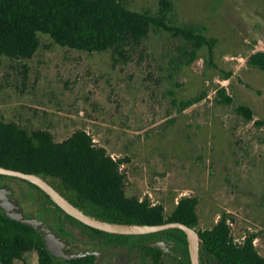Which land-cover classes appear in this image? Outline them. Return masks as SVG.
I'll return each mask as SVG.
<instances>
[{"label":"rangeland","instance_id":"374dc122","mask_svg":"<svg viewBox=\"0 0 264 264\" xmlns=\"http://www.w3.org/2000/svg\"><path fill=\"white\" fill-rule=\"evenodd\" d=\"M121 1L152 13L159 2ZM170 1L169 23L203 27L216 39L211 51L204 46L187 62L189 46L156 29L124 58L112 49L63 47L38 33L30 58L2 57L0 121L28 133L48 131L55 142L84 130L121 161L126 196L161 204L166 217L182 197H195L197 231L226 216L233 241L253 236L264 257V72L247 64L251 53L264 51V0ZM221 88L231 104L219 102ZM195 96L202 99L178 110L179 100ZM237 105L249 107L252 120L237 114ZM0 183L18 199L25 195V212L51 219L45 200L26 182L0 177ZM69 225L84 241L75 242V250L94 241L89 229ZM11 264L42 263L34 250Z\"/></svg>","mask_w":264,"mask_h":264},{"label":"trees","instance_id":"16d2710c","mask_svg":"<svg viewBox=\"0 0 264 264\" xmlns=\"http://www.w3.org/2000/svg\"><path fill=\"white\" fill-rule=\"evenodd\" d=\"M172 8L170 0H159L154 13L130 10L121 0H0V68L2 57L30 58L39 47L38 33L49 35L63 47L88 52L112 49L124 58L125 53L141 44L151 29H156L182 39L189 46L190 50L184 51L189 56L187 62L204 46L211 51L216 39L206 37L203 27L169 23ZM247 64L264 72V51L251 53ZM218 96L220 103H232L224 88L218 91ZM201 99L202 96L181 99L178 110ZM235 111L246 121L253 118L252 110L245 105H237ZM120 162L112 160L103 147L94 145L84 130H76L61 142H55L48 131L28 133L14 122L0 121V166L56 178L55 186L72 203L85 210L91 208L89 211L103 220L151 225L179 221L195 228L198 220L195 197H182L166 217L161 204L125 195ZM86 228L104 236L131 237ZM162 234L182 240L185 259L181 264H189L184 233L170 229ZM199 235L203 249L218 259L219 264H264V257L253 245V236L241 243L233 241L226 216ZM34 250L42 264H54L55 258L46 251L33 228L0 214V263L22 260L25 253ZM68 262L93 264V257Z\"/></svg>","mask_w":264,"mask_h":264},{"label":"water","instance_id":"95a60500","mask_svg":"<svg viewBox=\"0 0 264 264\" xmlns=\"http://www.w3.org/2000/svg\"><path fill=\"white\" fill-rule=\"evenodd\" d=\"M0 177L18 179L27 184L29 183L36 186L56 207L61 210L62 215H67L87 227L105 233L139 236L170 229H179L186 237L189 264H201L199 250L202 246V240L200 235L195 228L182 222L171 221L152 225L111 222L103 220L92 214L89 210H85L72 203L64 195V191L55 186L53 180L57 181L56 178L43 175L42 173H25L15 169L5 168L3 166H0ZM14 194V190L9 185L0 183V214L33 228L40 236L46 251L54 257L55 260L61 259L66 261L92 254L95 256L94 264H98L97 251L91 249L75 251V249L70 247L71 242L68 237L56 232L54 227L50 225L48 221L44 218H37L24 211L21 203L26 198L25 195H23L21 199H18ZM148 245L151 247H158L162 251H165L164 242L162 241L155 240Z\"/></svg>","mask_w":264,"mask_h":264},{"label":"flooded vegetation","instance_id":"af4514ba","mask_svg":"<svg viewBox=\"0 0 264 264\" xmlns=\"http://www.w3.org/2000/svg\"><path fill=\"white\" fill-rule=\"evenodd\" d=\"M33 189L39 193L43 200H45L47 212L50 213L49 216L51 218L48 223L54 227L56 232L69 237V241L71 242L70 247L73 249L75 248V242L84 244V241L78 240L73 235L69 225L70 222L81 223L68 217L67 215H62L61 210L50 202V200L42 194L43 192H39V190L34 187ZM44 219L46 220V218ZM81 225L84 228L87 227L83 224ZM162 232L163 231L139 236H131V238L126 239H118L115 237L104 236L101 233H94V241L86 244V247L78 248L75 251L87 249L97 251L98 264H181L185 259L183 255L184 245L182 240L172 236H160ZM155 240L164 242L165 251H162L158 247H151L148 245L150 242ZM185 242L188 254L186 237ZM150 249H153L154 251L151 252ZM199 255L201 264H219L218 259H216L207 250L203 249L202 246L200 247ZM85 256H92L94 264V255L88 254Z\"/></svg>","mask_w":264,"mask_h":264}]
</instances>
